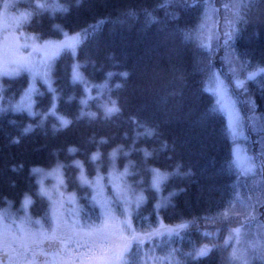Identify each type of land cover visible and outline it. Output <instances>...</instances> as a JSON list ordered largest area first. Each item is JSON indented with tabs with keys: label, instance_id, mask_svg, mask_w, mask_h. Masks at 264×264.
Wrapping results in <instances>:
<instances>
[{
	"label": "trees",
	"instance_id": "16d2710c",
	"mask_svg": "<svg viewBox=\"0 0 264 264\" xmlns=\"http://www.w3.org/2000/svg\"><path fill=\"white\" fill-rule=\"evenodd\" d=\"M40 1L43 6L36 0L10 5L11 12L30 16L19 30L41 41L85 31L76 56L85 78H72L75 59L63 50L54 60L52 89L39 83L34 114L13 106L28 74L2 78L0 203L11 199L18 206L30 194L33 212L47 213L32 168L61 162L69 189L97 221L73 161L83 162L90 178L99 172L107 178L113 166L129 164L128 183L145 197L133 225L149 237L132 244L127 264H142L152 244L161 254L176 251L181 264H233L226 238L234 228L254 227L256 237L264 236V0ZM207 10H215L225 41L204 42L200 25ZM213 69L245 116L259 163L251 176L238 169L226 116L207 89ZM156 171L165 175L161 188L153 183ZM160 221L180 227L152 239ZM205 244L211 248L202 253ZM251 264H264V257Z\"/></svg>",
	"mask_w": 264,
	"mask_h": 264
},
{
	"label": "rangeland",
	"instance_id": "374dc122",
	"mask_svg": "<svg viewBox=\"0 0 264 264\" xmlns=\"http://www.w3.org/2000/svg\"><path fill=\"white\" fill-rule=\"evenodd\" d=\"M17 1L7 0L0 9V91L4 76L18 77L27 73L28 86L13 106L16 110L34 114L39 83L52 89L54 60L63 50H69L75 59L72 78L84 80L76 56L86 33L64 31L59 39L41 41L35 34L19 30L30 16L25 11H10V5ZM36 4L44 5L40 0H36ZM223 12L228 16L224 9ZM207 13L210 14L200 25L204 42L210 44L216 40L214 37L225 41L228 38L226 30L217 28V15H211L215 10H207ZM223 15L220 14L222 19ZM224 59L220 58L221 61ZM231 65L229 70L232 72ZM239 78L235 77L237 88L242 89L244 80ZM207 89L215 96L226 116L238 169L246 176L256 174L259 163L248 145L245 116L227 80L217 69H213L207 78ZM61 120L64 125L68 123L64 117ZM73 163L80 168L78 177L81 184L90 189L89 203L98 209V220L93 221V215L86 209L77 191L69 189L63 163L50 168L33 167L38 192L49 203L47 213L37 215L33 212L34 198L30 194L24 195L18 206L11 199H6L5 204L0 203V264H127L132 244L147 241L149 236L138 234L133 225L134 210L145 201V197L128 183L129 164L121 170L113 166L107 178L101 172L90 178L83 162L76 159ZM164 177L161 171H156L154 185L160 187ZM179 227L166 226L160 221L158 229L150 236L154 239L164 234L171 235ZM247 228L236 227L226 238L230 246L226 255L233 264H251L255 257H264V236L256 237L254 227L249 231L245 230ZM210 248L211 245L205 244L200 251L203 253ZM157 249L152 244L145 250L142 264H181L176 251L161 254Z\"/></svg>",
	"mask_w": 264,
	"mask_h": 264
}]
</instances>
